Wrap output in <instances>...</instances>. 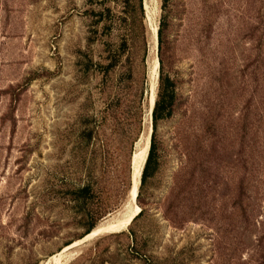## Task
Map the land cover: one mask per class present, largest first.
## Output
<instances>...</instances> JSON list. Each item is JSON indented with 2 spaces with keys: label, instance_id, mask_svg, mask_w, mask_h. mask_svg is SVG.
Returning a JSON list of instances; mask_svg holds the SVG:
<instances>
[{
  "label": "rangeland",
  "instance_id": "rangeland-1",
  "mask_svg": "<svg viewBox=\"0 0 264 264\" xmlns=\"http://www.w3.org/2000/svg\"><path fill=\"white\" fill-rule=\"evenodd\" d=\"M120 1L0 0V264H264V0H142L146 45L129 41L106 70L121 33L99 25L88 44L84 11ZM130 63L149 83L130 176L148 133L150 145L151 85L154 97L160 74L175 86L134 202L111 132ZM105 116L113 163L80 138ZM133 203L126 228L64 249Z\"/></svg>",
  "mask_w": 264,
  "mask_h": 264
},
{
  "label": "trees",
  "instance_id": "trees-1",
  "mask_svg": "<svg viewBox=\"0 0 264 264\" xmlns=\"http://www.w3.org/2000/svg\"><path fill=\"white\" fill-rule=\"evenodd\" d=\"M165 1L166 0H163V2ZM101 5L102 7L99 10L88 8L84 11L86 16L90 19V23L87 25L88 36L86 37V42L91 44L98 41L99 25L102 29L117 30L121 33V44L118 50L110 57L105 67L106 70H111L120 62L119 60L121 55L126 50L129 41L142 43L143 47L146 45V30L143 22V5L142 0H121L119 10H113L110 5H106L105 3H101ZM131 64L132 63L128 65L129 68L127 67L128 70H126V73H124V76L121 79V93L117 95L114 108L111 110V132L114 133L115 137H117L115 138V150L123 155V158L117 164L120 168H117L116 166L114 169L116 170L118 176H123L124 185L130 184L133 144L143 132V101L144 96H148L149 91V83L146 79V72H143L141 76H138ZM154 98V105L151 112L152 132L147 157L141 173V183L145 181L147 176L153 174L156 170L154 134L157 121L162 118H168L173 113L175 86L169 77H164L160 74ZM106 116L101 117L100 119L91 117V124H87L86 127H84L81 131L80 138H83V140H85L89 145L95 146L93 149L94 153L98 152L99 156L101 155L104 161L106 160L108 162H112L113 151L109 154L107 149L108 140L103 139L102 128L106 124ZM92 185V181L89 180L70 191L72 200L77 203L84 200L93 191ZM141 212L142 210L139 211L134 218L139 216ZM94 226V224H91L85 230L83 235L88 234Z\"/></svg>",
  "mask_w": 264,
  "mask_h": 264
},
{
  "label": "bare ground",
  "instance_id": "bare-ground-1",
  "mask_svg": "<svg viewBox=\"0 0 264 264\" xmlns=\"http://www.w3.org/2000/svg\"><path fill=\"white\" fill-rule=\"evenodd\" d=\"M153 33H154V44H155V40H156V44H157V31H155V27H153ZM152 36H153V34H152ZM157 65H158V60L155 58L154 65H153L155 72L157 70ZM153 102H154V84L151 85L150 96L148 99V107H147V111H146V113H148V115H149V110L151 109ZM148 147H149V133L145 136L142 145L141 146L139 145L137 150L134 152L132 172H131V176H130V189H129V199L132 202L135 201L136 196H137L138 179L141 175L142 165H143L144 159L146 157V153L149 149ZM137 212H139L138 207H137L136 203H133L131 212L128 214L127 217H125L124 219H121V220L111 219V220L105 221L104 223H102V224L96 226L94 229H92L82 239L74 241L72 244L66 246L64 249L71 248V247L77 245L78 243L84 241L85 239L94 237L96 235H99L102 233H107V232H113V231L120 229V228H126L128 223L133 220V218L135 217ZM62 252H64V251H62Z\"/></svg>",
  "mask_w": 264,
  "mask_h": 264
},
{
  "label": "water",
  "instance_id": "water-1",
  "mask_svg": "<svg viewBox=\"0 0 264 264\" xmlns=\"http://www.w3.org/2000/svg\"><path fill=\"white\" fill-rule=\"evenodd\" d=\"M153 105H154V102H153L152 107H151V109H150V117H151V112H152ZM148 148H149V147H148ZM147 153H148V151H147ZM147 153H146V157H147ZM146 157H145L144 162H143V165H142V170H143V166H144V164H145ZM142 170H141V173H142ZM85 235H86V234H85Z\"/></svg>",
  "mask_w": 264,
  "mask_h": 264
}]
</instances>
